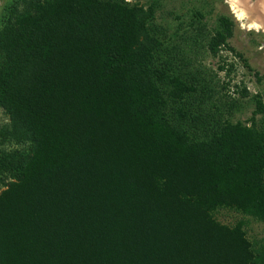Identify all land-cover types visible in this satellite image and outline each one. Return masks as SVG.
Listing matches in <instances>:
<instances>
[{"label":"trees","instance_id":"trees-1","mask_svg":"<svg viewBox=\"0 0 264 264\" xmlns=\"http://www.w3.org/2000/svg\"><path fill=\"white\" fill-rule=\"evenodd\" d=\"M22 4L0 31V145L30 147H0V264H264L240 224L212 216L231 207L264 221L262 138L210 126L190 99L170 120L168 99L195 88L157 67L143 9ZM229 33L211 37L213 55L241 57ZM202 126L207 140L191 133Z\"/></svg>","mask_w":264,"mask_h":264},{"label":"rangeland","instance_id":"rangeland-1","mask_svg":"<svg viewBox=\"0 0 264 264\" xmlns=\"http://www.w3.org/2000/svg\"><path fill=\"white\" fill-rule=\"evenodd\" d=\"M102 1L142 8L149 33L160 42L155 52L157 67L165 69L169 77L195 88L186 95L187 99L176 103L168 99L166 112L173 123L180 120L182 107H189L190 99L195 105V115L201 121L203 116H209L210 126L216 123V126L240 124L251 127L264 144L263 31L244 28L227 0ZM23 7L22 0H0V31L7 22L16 21ZM227 27L230 33L226 43L241 57L228 49H222L218 55L210 51L211 37ZM2 57L0 54V63ZM242 88L246 89V94H242ZM258 101L262 102V109L257 108ZM8 122V112L0 106V125ZM179 122L182 127L183 123ZM203 127L191 133L207 140L210 135L203 131ZM29 145L4 143L0 147L6 151H27ZM3 188L0 185V190ZM212 216L227 226L240 224L252 251L259 252L264 247V221L257 216L231 207H218Z\"/></svg>","mask_w":264,"mask_h":264},{"label":"bare ground","instance_id":"bare-ground-1","mask_svg":"<svg viewBox=\"0 0 264 264\" xmlns=\"http://www.w3.org/2000/svg\"><path fill=\"white\" fill-rule=\"evenodd\" d=\"M232 12L247 29L264 32V0H227ZM250 2V3H249Z\"/></svg>","mask_w":264,"mask_h":264},{"label":"water","instance_id":"water-1","mask_svg":"<svg viewBox=\"0 0 264 264\" xmlns=\"http://www.w3.org/2000/svg\"><path fill=\"white\" fill-rule=\"evenodd\" d=\"M248 2V0H246ZM259 1V0H258Z\"/></svg>","mask_w":264,"mask_h":264}]
</instances>
